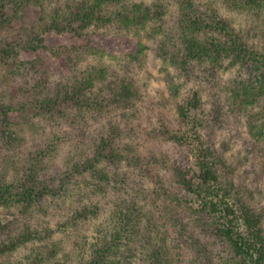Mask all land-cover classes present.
Returning a JSON list of instances; mask_svg holds the SVG:
<instances>
[{
  "label": "trees",
  "instance_id": "trees-1",
  "mask_svg": "<svg viewBox=\"0 0 264 264\" xmlns=\"http://www.w3.org/2000/svg\"><path fill=\"white\" fill-rule=\"evenodd\" d=\"M163 1L0 0V8L33 3L42 9L28 40L0 47V144L7 151L0 154V262L8 253L28 248L9 263L126 264L137 254L134 248L153 241L158 226L148 209L146 190L136 189L132 172L118 177L114 170L123 164L140 169L141 157L132 144L118 140L121 129L101 131L98 113L110 106L135 111L139 105L138 82L127 75L145 57L143 32L153 18L151 6L160 9ZM198 3L181 2L186 60L224 71L253 68L248 79L234 82L231 99L240 109L253 107L250 131L264 140V119L256 118L264 115V0ZM226 12L259 18L257 31L263 38L255 36L251 42L256 27L239 29ZM50 34L85 40L83 50L75 49L77 60L90 54L106 64L105 57L112 58L121 62L126 77L118 82L119 73L110 65L89 64L65 76L40 75L36 63L18 59L19 51L47 49L44 38ZM61 50L50 52H68ZM200 106L195 92L186 105L177 107L179 117L189 120ZM197 139V171L191 175L188 167H177L175 182L202 200L204 212L215 216V236L232 254L227 264H264V208L259 212L246 201L252 191H245V200H233L237 186L232 173L221 169L227 168L223 157L215 158ZM7 213L14 216L12 221H5ZM89 225L95 234L86 232ZM153 246L158 250L146 256L157 260L164 255L163 246Z\"/></svg>",
  "mask_w": 264,
  "mask_h": 264
},
{
  "label": "rangeland",
  "instance_id": "rangeland-1",
  "mask_svg": "<svg viewBox=\"0 0 264 264\" xmlns=\"http://www.w3.org/2000/svg\"><path fill=\"white\" fill-rule=\"evenodd\" d=\"M151 1L146 0L148 4ZM183 1L187 0H164L160 9L157 4L151 6L153 18L147 31L143 32L145 57L127 75L133 77L140 88L141 101L136 110L110 106L103 109V113H98L101 131L119 128L122 134L118 140L136 147L141 157L140 169L135 170L123 164L114 170L116 176L132 172L136 189L146 190V203L150 202L148 209L158 226L151 244L146 245L143 241L142 246H137L138 250L134 248L137 254L128 259L126 264H227L231 258L229 247L215 236V216L204 212L202 200L175 182V168L188 167L192 170L191 175L197 171V137L213 150L215 158L223 157L221 163L227 168L221 166L218 160L217 165L232 173L237 186L233 200L237 202L239 198L245 197L246 192L252 191L254 198H247L246 201L259 212L264 208V140L250 131L248 121L253 107L240 109L231 99L234 82L248 79L250 73L253 74V68L238 66L224 71L188 62L183 39L186 26L184 7L181 5ZM193 1L199 4L198 0ZM19 7L9 5L0 8V47L5 43L28 40L29 33H32V28L42 15V9L33 3ZM113 9L114 6L109 11ZM224 15L244 31L256 27V30H252L254 35L249 36L250 41L254 42L255 36L261 40L263 32L257 31L260 30L259 18L245 13L226 12ZM262 16L264 18V14ZM44 40L47 49H40L37 53L18 50V59L36 63L40 75L44 77L45 74L51 78L65 76L70 71L83 69L87 64L110 65L108 67L119 73V80L115 78L118 82L125 76L121 62L112 58L105 57L107 65L90 54L82 55V59L77 60L75 49H84L86 41L83 39L50 34L45 35ZM60 49L68 52L58 56L50 52ZM10 89L8 85L5 87L7 92ZM195 92H199L201 106L193 110L190 119L185 121L179 117L177 107L186 105ZM256 118L258 122L264 119V115ZM0 146V154L7 153ZM146 203L143 201V204ZM103 206L108 212L110 205L107 201ZM7 214L5 221H12L14 216ZM93 228V225H89L86 232L95 234ZM156 244L163 246L164 255L152 260L146 254L158 250L153 246ZM144 245L150 250H146ZM28 251V248H22L12 255L8 253L0 264H10Z\"/></svg>",
  "mask_w": 264,
  "mask_h": 264
}]
</instances>
